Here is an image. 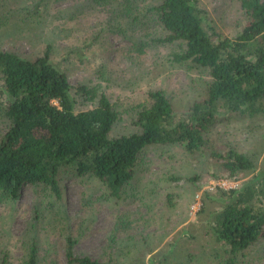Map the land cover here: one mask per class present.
<instances>
[{"label":"rangeland","instance_id":"rangeland-1","mask_svg":"<svg viewBox=\"0 0 264 264\" xmlns=\"http://www.w3.org/2000/svg\"><path fill=\"white\" fill-rule=\"evenodd\" d=\"M199 1L222 35L234 36L244 26L241 0ZM38 2L0 0V19L6 23L0 30V49L34 60L50 46L53 63L67 73L72 86L86 85L114 104L119 121L112 137L139 132L134 123L137 113L151 104L153 91H163L181 113L202 94L205 74L177 64L171 46L141 50L140 41L149 37L119 33V19L109 26L110 6L92 0ZM151 3L145 0L142 5ZM28 8H37L31 20L24 19ZM153 29L156 25L150 34ZM76 100L77 111L93 109L98 102ZM6 129L0 109V143ZM212 140L222 153L234 148L256 158L257 171L233 178L220 173L212 158L190 155L182 146H152L142 156L134 202L116 203L98 180L72 172L63 174L60 201L42 189L24 187L19 200L0 205V264L5 257L9 264H23L35 240L40 264H66L61 233L67 231L78 240L77 256L100 263L220 264L229 255L211 235L210 221L222 207L218 192L239 189L264 170V121L221 114ZM197 195L202 207L195 213ZM128 213L133 225L116 232V222ZM236 264H264V240L240 253Z\"/></svg>","mask_w":264,"mask_h":264},{"label":"trees","instance_id":"trees-1","mask_svg":"<svg viewBox=\"0 0 264 264\" xmlns=\"http://www.w3.org/2000/svg\"><path fill=\"white\" fill-rule=\"evenodd\" d=\"M92 1L111 7L109 26L119 19V33L148 36L149 41H140L141 50L171 46L177 64L205 74L202 94L181 113L163 91H153L151 104L137 113L139 132L112 137L119 121L114 104L86 85L72 86L53 63L50 46L34 60L0 49V109L7 125L0 143V205L19 200L27 186L60 201L66 172L95 178L116 203L134 202L142 156L152 146H182L190 155L212 158L220 173L233 178L255 173L256 158L234 148L222 153L212 132L221 114L264 121V0H241L246 21L234 36L222 35L199 0H152L147 6L145 0ZM36 9L25 10L24 19L31 20ZM5 24L0 19V30ZM78 97L98 102L93 109L77 111ZM218 196L222 207L210 221L211 235L229 255L220 264H236L240 253L264 240V170ZM131 225L128 213L116 222L115 231ZM61 234L66 264H109L77 256L73 233ZM1 264H9L8 259ZM23 264H40L36 240Z\"/></svg>","mask_w":264,"mask_h":264},{"label":"built area","instance_id":"built-area-1","mask_svg":"<svg viewBox=\"0 0 264 264\" xmlns=\"http://www.w3.org/2000/svg\"><path fill=\"white\" fill-rule=\"evenodd\" d=\"M231 189H236V186L233 187V188H231ZM196 197H197L196 204H194V205L192 206V210H193L195 213L199 212L200 209H201V207H202V202H201V200H200V197H199L198 195H197Z\"/></svg>","mask_w":264,"mask_h":264}]
</instances>
